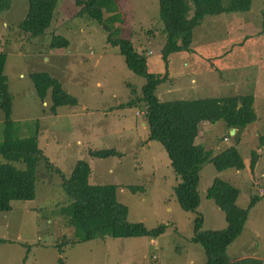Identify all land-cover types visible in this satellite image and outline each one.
I'll use <instances>...</instances> for the list:
<instances>
[{"label": "rangeland", "instance_id": "374dc122", "mask_svg": "<svg viewBox=\"0 0 264 264\" xmlns=\"http://www.w3.org/2000/svg\"><path fill=\"white\" fill-rule=\"evenodd\" d=\"M96 5L103 10L113 39L128 40L141 52L148 72L167 73L154 91L159 99L254 96L255 120L237 134L234 129L224 134L220 121L201 122L196 143L213 154L235 143L245 166L255 150L259 153L255 169L218 171L205 162L198 184L200 204L195 211L182 209L174 194L179 179L164 147L147 140L141 107H120L138 97L144 79L125 67L117 48L107 42V32L94 20L77 17L74 0H57L47 31L30 35L18 26L27 0H11L10 8L0 13V52L6 53L13 133L26 138L38 132L41 153L65 177L83 161L90 168L91 184H115L116 199L126 205L128 221L166 227L156 238L105 237L70 244L72 229L56 210L67 202L61 178L41 160L35 198L14 200L9 211H0V238L6 240L0 242V264H58V258L63 264H205L203 248L192 241V225L201 215L203 229L225 227L223 211L206 198L215 178L238 188V207H246L251 195L258 196L226 253L231 259H264V0H251L247 11L205 16L192 30L189 51L166 60L160 54L165 38L157 0H97ZM53 33L67 38L65 48H50ZM34 71L55 77L78 103L58 106L50 114L48 95L42 102L29 77ZM2 120L0 113V141ZM104 149L117 155L105 159L88 155ZM128 186L141 189L131 192ZM56 244H61L60 253Z\"/></svg>", "mask_w": 264, "mask_h": 264}, {"label": "trees", "instance_id": "16d2710c", "mask_svg": "<svg viewBox=\"0 0 264 264\" xmlns=\"http://www.w3.org/2000/svg\"><path fill=\"white\" fill-rule=\"evenodd\" d=\"M251 0H157L158 18L162 24L161 33L165 42L161 47V58L174 53L188 52L193 28L207 15L243 12L249 10ZM78 10L77 17H88L97 22L107 32V42L117 48L123 57L125 67L144 79L136 99H130L120 107L137 104L147 126V140L158 142L169 156L170 166L179 182L174 186L175 197L182 209L195 211L200 204L198 184L200 170L205 162L213 164L216 170L244 168L235 143L213 154L200 143H196L201 122H222L224 134L230 129L235 133L245 124L257 118L254 96L251 94L225 97H205L198 99L161 100L154 91L164 82L167 73H153L146 69V60L125 39H113V31L103 17V10L96 5L97 0H74ZM57 0H27V11L18 26L30 35L43 34L51 24ZM11 0H0V13L8 10ZM68 40L63 34L53 33L49 46L51 49L65 48ZM6 53L0 52V113L3 114V136L0 141V211L11 209L14 200L29 201L35 198L36 170L42 160L50 170L61 178L60 187L67 196V202L58 207L57 212L64 216L72 229L70 244L105 237H158L166 225L159 224L147 228L142 222L127 220V207L116 199L115 184H91L90 168L86 162L78 161L65 177L60 170L53 168L38 147V132L34 136L19 138L13 133L12 96L8 90L4 73ZM35 91L42 102L48 95V112L55 114L61 105H76L75 96L67 93L60 82L46 71L29 73ZM234 141H238V135ZM263 140H261V145ZM92 158L114 157L113 149L89 151ZM259 153L251 150L247 168L254 170ZM264 186V183H263ZM131 192L141 189L128 186ZM238 188L228 181L215 178L206 190V198L213 200L224 213L225 227L222 229H203L202 216L196 215L192 225V241L199 243L205 254V264H263L257 257L246 256L231 259L226 247L241 232L246 221L248 209L258 200L251 195L246 207H238L236 198ZM54 210V212H56ZM6 241L0 238V242ZM65 242V241H64ZM61 244H56L58 253ZM58 264H63L61 258Z\"/></svg>", "mask_w": 264, "mask_h": 264}, {"label": "crops", "instance_id": "0c3cea01", "mask_svg": "<svg viewBox=\"0 0 264 264\" xmlns=\"http://www.w3.org/2000/svg\"><path fill=\"white\" fill-rule=\"evenodd\" d=\"M257 163V162H256ZM244 165H245V163H244ZM256 166V165H255ZM245 169H247V166H244V168H242V169H239V170H235L236 172H240V171H243V170H245ZM255 169V168H254ZM248 173L250 172V170L249 169H247L246 170ZM252 171H254V170H252ZM250 175V174H249ZM237 198H238V195H237ZM237 198H236V200H237ZM252 257H254V256H252ZM257 258H260V259H262L261 257H257ZM262 260H264V259H262Z\"/></svg>", "mask_w": 264, "mask_h": 264}]
</instances>
